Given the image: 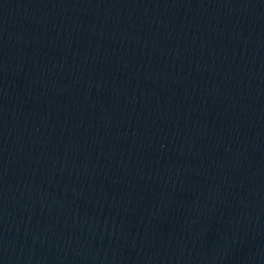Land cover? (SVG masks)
Segmentation results:
<instances>
[{"label": "water", "instance_id": "1", "mask_svg": "<svg viewBox=\"0 0 264 264\" xmlns=\"http://www.w3.org/2000/svg\"><path fill=\"white\" fill-rule=\"evenodd\" d=\"M0 264H264V0H0Z\"/></svg>", "mask_w": 264, "mask_h": 264}]
</instances>
